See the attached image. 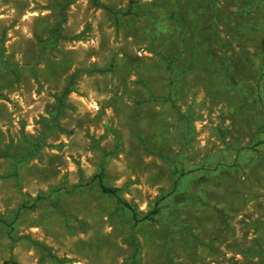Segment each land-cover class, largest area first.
<instances>
[{"label": "rangeland", "instance_id": "obj_1", "mask_svg": "<svg viewBox=\"0 0 264 264\" xmlns=\"http://www.w3.org/2000/svg\"><path fill=\"white\" fill-rule=\"evenodd\" d=\"M0 264H264V0H0Z\"/></svg>", "mask_w": 264, "mask_h": 264}, {"label": "trees", "instance_id": "obj_2", "mask_svg": "<svg viewBox=\"0 0 264 264\" xmlns=\"http://www.w3.org/2000/svg\"><path fill=\"white\" fill-rule=\"evenodd\" d=\"M133 2L131 1V5L129 6V10L131 11L133 9V6H132ZM69 92V88L67 87L65 89V92L64 94L68 93ZM97 177H98V180H99V185H100V188L103 192H106V193H109L111 195H114L124 206L128 207L133 215L138 218L139 215H140V212L135 208L133 207L127 200H125L121 193H120V189L117 188V187H112V186H109L108 184H106L104 182V178H103V174L102 173H99L97 174ZM159 207L156 206L153 210H151L150 212L146 213L142 219H153L154 218V215L157 214L159 212Z\"/></svg>", "mask_w": 264, "mask_h": 264}]
</instances>
